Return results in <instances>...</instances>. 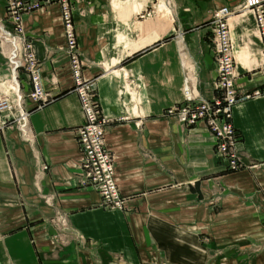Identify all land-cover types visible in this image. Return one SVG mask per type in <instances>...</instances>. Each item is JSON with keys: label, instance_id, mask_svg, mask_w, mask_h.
<instances>
[{"label": "crops", "instance_id": "1", "mask_svg": "<svg viewBox=\"0 0 264 264\" xmlns=\"http://www.w3.org/2000/svg\"><path fill=\"white\" fill-rule=\"evenodd\" d=\"M245 1L191 0L187 12L175 8L173 21L161 2L162 19L154 8L140 10L145 0H123L122 11L109 0H78L81 12L72 17L82 74L94 77L121 209L100 205L97 190L81 182L75 135L82 117L55 1L22 12L48 100L35 107L25 96L26 137L0 126V264H264V249L248 248L264 239V94L231 106L238 153L251 164L232 170L214 156L202 122L182 124L166 110L186 85L196 97L216 92L205 4L229 9L239 91L264 83ZM20 84L26 92L24 77ZM9 87L0 83L1 91Z\"/></svg>", "mask_w": 264, "mask_h": 264}, {"label": "built area", "instance_id": "2", "mask_svg": "<svg viewBox=\"0 0 264 264\" xmlns=\"http://www.w3.org/2000/svg\"><path fill=\"white\" fill-rule=\"evenodd\" d=\"M36 4L35 0H5V21L0 24V44L3 42L7 47L4 54L7 74L0 77V83L9 80L15 85L9 87L7 91L0 90V126L14 123L25 137L29 107L22 105L24 97L37 104H43L48 98L41 84L32 42L21 29L22 12ZM263 4L264 0H246L241 7L250 8L254 12L262 48L261 65L264 69ZM61 11L60 19L74 84L73 90L77 95L82 117L75 135V142L80 151L81 182L91 184L97 190L100 205L121 209L124 207L125 198L119 193L116 185L111 152L103 143L104 117L93 103V82L83 80L80 75L83 61L78 56L72 14L65 7ZM228 13V7L221 6L215 9L210 19L215 62L213 87L219 89L220 94L190 101L193 97L186 92L183 98L185 101L168 107L167 111L172 112L182 124L204 122L212 136L216 157L225 168L234 169L241 165V161L235 151L236 130L229 121L231 106L240 99L264 93V86L240 92L236 85L235 64L226 21ZM23 77L29 85L26 93L20 91V79Z\"/></svg>", "mask_w": 264, "mask_h": 264}, {"label": "rangeland", "instance_id": "3", "mask_svg": "<svg viewBox=\"0 0 264 264\" xmlns=\"http://www.w3.org/2000/svg\"><path fill=\"white\" fill-rule=\"evenodd\" d=\"M36 2H37V4L36 5H38L39 3H41L43 0H35ZM55 1V3H56V5H57V8H58V13H59V18H60V15H61V9L63 8V7H65L66 9L68 8L69 10H70V13L72 14H77V13H80L81 11L78 9V7H77V3H78V0H54ZM114 1H116V2H113V0H109V4H111L112 5V7L114 8V10H119V11H122V10H124V9H122V7L121 6H123V3H122V1L123 0H114ZM132 0H130V2H131ZM136 1H139V0H136ZM147 3V5L145 6V5H143L142 6V8L140 9V10H145L144 12H146L147 14H148V11L149 10H152L153 8L154 9H156V11H157V14H156V16L158 17V18H161L162 16H161V11H164V9L166 10V13H167V17L168 18H170V17H172L173 18V21L175 20V15H174V13H175V8H178L179 10H180V12H187L188 11V9L187 8H185V5H187V3H189L191 0H145ZM5 2V0H3V3ZM34 2V1H33ZM163 3V7H164V9L163 10H161L159 7H157V6H159V3ZM207 2V1H206ZM63 4H65V6H63ZM35 5V6H36ZM202 5V4H201ZM127 6V5H126ZM209 7V8H211V12H210V16H209V18L207 19V20H205V21H202L201 22V24H207V26H208V31H209V36H210V46H211V53H212V58H213V61H214V56H213V51H212V30H211V24H210V19H211V16H212V13L215 11V9H217V8H212V6L210 7V5H207V4H205L204 5V7ZM242 6V5H241ZM240 6V7H241ZM263 9H264V4H263ZM3 8H4V14H3V16H1L0 17V24H3V21H5V19H4V17H5V14H6V9H5V5L3 4ZM28 9V8H27ZM27 9H25V10H27ZM122 9V10H121ZM153 9V10H154ZM139 10V11H140ZM86 12H87V10H86ZM209 12V11H208ZM83 13V12H82ZM73 18V17H72ZM162 19V18H161ZM61 20V19H60ZM74 20V19H73ZM168 20V19H167ZM170 20V19H169ZM75 21L77 22V19H76V17H75V20H74V24H75ZM172 21V22H173ZM170 22H171V20H170ZM169 22V23H170ZM61 24H62V22H61ZM200 24V23H199ZM63 28V27H62ZM75 32V31H74ZM75 37H76V43H77V36H76V33H75ZM64 41H65V39H64ZM64 46H65V50H66V43L64 44ZM7 48H6V45L2 42V44H0V53L4 56V54H6V50ZM77 50H78V44H77ZM67 52V51H66ZM78 53H79V50H78ZM261 53H262V49H261ZM67 55H68V53H67ZM78 56H79V58H80V60L81 61H83V57H81V55H80V53L78 54ZM36 57V56H35ZM262 57V56H261ZM4 58H5V56H4ZM37 59V58H36ZM85 61H83V63H84ZM37 66H38V73H39V61L37 60ZM82 63V64H83ZM214 64H215V62H214ZM82 66V65H81ZM81 66H80V75L82 76V79L83 80H91L92 82H93V86H92V91H93V103H94V105H95V107L97 108V110H99L100 111V113H101V109H100V106H99V104H98V100H97V94H96V89H95V84H94V77H87V76H84L83 74H82V69H81ZM5 67H6V63H5ZM68 67H69V63H68ZM70 69V68H69ZM261 69L262 70H264L263 69V66L261 65ZM5 74H7V69H6V73H4V75ZM40 75V74H39ZM72 75V74H71ZM2 77V76H1ZM42 83V82H41ZM28 84V83H27ZM73 83H72V85H71V90L74 92V90H73ZM11 86H13V87H15V85L10 81V87ZM264 86V83H262L261 85H259V86H257L256 88H258V89H260V88H262ZM28 88H29V85H28ZM239 88V87H238ZM215 90H216V92H215V94L214 95H219L220 94V90L218 89H216V88H214ZM95 90V91H94ZM184 90H185V93H184V95H183V98H184V96H185V94H186V92H188L190 95H192L191 94V92L190 91H188L189 89H188V86L186 85L185 87H184ZM20 91L22 92V93H26V92H23V90H22V85H20ZM262 94H264V93H259V94H257V95H255V96H259V95H262ZM48 96V95H47ZM255 96H250V97H255ZM76 97H77V95H76ZM193 98L192 99H190V101H195V100H197L198 98H200V97H196V95L195 96H192ZM25 98V97H24ZM201 98H208V97H201ZM210 98V97H209ZM249 98V97H248ZM47 100H48V98H47ZM46 100V101H47ZM183 100V99H182ZM181 100V101H182ZM207 100H209V99H207ZM45 101V102H46ZM77 101H78V98H77ZM181 101H179L180 103H181ZM183 101H185V100H183ZM182 101V102H183ZM179 102H177L178 104H179ZM177 103H175V104H177ZM35 107L36 106H39V105H41V104H37V102H34V103H32ZM175 104H173V105H175ZM22 105H24V99H23V103H22ZM173 105H170V106H173ZM78 106H79V102H78ZM169 106V107H170ZM29 107V110H30V106H28ZM168 108V107H167ZM166 108V110H168ZM79 109H80V106H79ZM101 115L103 116V114L101 113ZM104 117V116H103ZM104 121H105V119H104ZM229 121H230V123L232 124V122H231V113H230V118H229ZM199 122V121H198ZM200 122H202V121H200ZM105 123V122H104ZM104 123H103V125H104ZM196 122H193V123H191V124H188V125H194ZM203 124H204V122H202ZM5 124V123H4ZM14 125V126H16V124H14V123H10V124H5V125H3V126H7V125ZM205 125V124H204ZM206 126V125H205ZM232 126H233V124H232ZM17 127V126H16ZM234 127V126H233ZM18 128V127H17ZM206 128H207V126H206ZM19 129V128H18ZM208 129V128H207ZM234 129L236 130V134H237V140H236V145H235V151H236V153H237V155H238V158H239V160L241 161V165L238 167V168H241V167H250L251 166V164H250V162H248V161H246V160H243L241 157H240V155H239V153H238V148H237V144H238V142H239V139H240V135H239V132H238V130L234 127ZM103 131V130H102ZM19 132H20V134L23 136V137H25L24 136V134L22 133V130H20L19 129ZM208 132H209V130H208ZM210 133V132H209ZM211 135V134H210ZM213 154H214V156H216L215 155V153H214V146H213ZM225 169H227V170H232V169H228V168H225ZM234 169H236V168H234ZM263 223H264V216H263ZM53 240L55 241V242H57L58 243V240L59 241H61V239H59V238H57L56 237V234L53 232ZM202 239V241H206L207 240V238H201ZM56 243V244H57ZM61 243V242H60ZM248 248L250 249V250H252V251H259V250H262V249H264V239L263 240H260V241H257V242H253V243H250L249 245H248Z\"/></svg>", "mask_w": 264, "mask_h": 264}, {"label": "bare ground", "instance_id": "4", "mask_svg": "<svg viewBox=\"0 0 264 264\" xmlns=\"http://www.w3.org/2000/svg\"><path fill=\"white\" fill-rule=\"evenodd\" d=\"M245 8V7H244ZM230 43H231V41H230ZM231 48H232V45H231ZM38 60V59H37ZM42 84V83H41ZM95 91V90H94Z\"/></svg>", "mask_w": 264, "mask_h": 264}]
</instances>
